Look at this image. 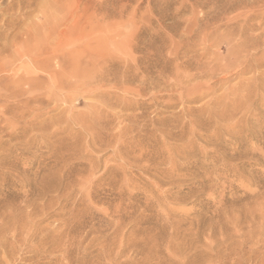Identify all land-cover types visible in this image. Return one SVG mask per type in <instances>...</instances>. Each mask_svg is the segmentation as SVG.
<instances>
[{
    "label": "rangeland",
    "instance_id": "rangeland-1",
    "mask_svg": "<svg viewBox=\"0 0 264 264\" xmlns=\"http://www.w3.org/2000/svg\"><path fill=\"white\" fill-rule=\"evenodd\" d=\"M7 1L0 264H264V0ZM69 2L74 48L19 59Z\"/></svg>",
    "mask_w": 264,
    "mask_h": 264
},
{
    "label": "bare ground",
    "instance_id": "bare-ground-1",
    "mask_svg": "<svg viewBox=\"0 0 264 264\" xmlns=\"http://www.w3.org/2000/svg\"><path fill=\"white\" fill-rule=\"evenodd\" d=\"M33 4H34V0H8L7 1V3L2 7V10L13 12L11 14V20H10L11 28H16V25L20 20L28 17L27 15L31 13L29 9L33 6ZM49 7H51V5L49 6L48 3H43L42 5H40L39 10L42 13V15L45 17V20L40 24H35L34 26H32V28H29V29L25 28L22 32L16 33L14 35L15 43L11 45V48H14V52L17 54L19 59L22 56H29L31 60L38 63L37 65L39 66L38 67L39 69L42 68L44 70H47L49 66L48 67L46 66L47 68H44L45 66H43L44 63L42 62H45L44 60L45 58H43L42 59L43 61H42L40 59L42 56L43 57L45 55L49 56L50 59H47L46 57L47 59L46 61L47 62L49 61L50 63L45 62V64L50 65L52 60H55L58 57L60 58V55L61 56L64 55V52H63L64 49L69 48V47L72 48L73 46H75V43L77 40V39L75 40V38L78 37L76 34V31H77V24L79 20L77 19V8L75 4L71 2L68 3V7L66 6L67 7L66 14H68V16L65 17L63 21L57 20L56 14L53 15L51 12L48 11ZM34 48H37L39 53L34 54V55H29L31 53H35L36 49ZM72 49H70L71 52H72ZM73 54H74V51H73ZM64 60H66V58H64ZM2 62L6 64V62L4 61ZM41 65L43 67L40 68ZM3 67L4 66L0 64V72L5 70V69L4 70L2 69ZM44 70L42 71L46 72ZM50 77L52 78V76Z\"/></svg>",
    "mask_w": 264,
    "mask_h": 264
}]
</instances>
